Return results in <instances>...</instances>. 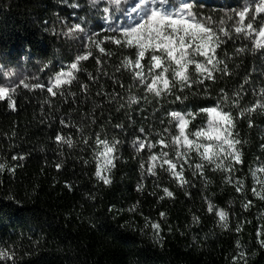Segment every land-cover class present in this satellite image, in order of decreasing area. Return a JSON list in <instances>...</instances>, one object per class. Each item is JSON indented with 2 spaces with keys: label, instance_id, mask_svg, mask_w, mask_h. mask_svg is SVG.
Listing matches in <instances>:
<instances>
[{
  "label": "trees",
  "instance_id": "16d2710c",
  "mask_svg": "<svg viewBox=\"0 0 264 264\" xmlns=\"http://www.w3.org/2000/svg\"><path fill=\"white\" fill-rule=\"evenodd\" d=\"M68 3H79L81 7H68L61 0H0V65L24 64L34 72L30 83L47 84L61 63H70L82 51L79 36L64 35L69 26L80 23L89 32L97 33L107 29L103 12L92 8L89 0ZM201 3L209 8H238L244 0H196L197 6ZM103 7L101 3L99 8ZM244 43L247 42L228 41L219 50L221 56L225 51L232 55ZM104 47L114 55L103 57L101 65L97 64L99 53L95 50L92 57L81 62L83 71L78 76L89 84L91 95L87 100L80 94L79 84L74 83L68 91L77 93V97L49 98L46 89L29 91L20 86L15 94V111L8 108L6 101H0V163L15 167L14 173L7 169L0 173V248L16 257L15 261L0 259V264H232L237 241L248 253V264H264V248L257 238V230L264 226V201L251 194L254 180L249 174V168L257 166V158L264 161V115H253L255 127L251 129L248 118L238 122L247 143L243 146L245 162L236 175L245 179V195L253 202L247 211L242 207L244 195L224 183L223 173L211 168L206 170L211 182L207 187L186 170L185 177L191 184L181 188L158 168L159 187H154V178L148 177L143 181L144 191H137L140 164L149 151L138 154L132 146L141 127L146 133L152 131L150 138L155 142L160 138L156 132L168 126L169 111H195L212 105L220 88L234 89L246 76L252 81L246 85L243 103L247 105L254 99L252 88L264 82V50L234 57L229 62L233 75L211 86L212 98L192 99L182 105L158 101L123 68L115 71L123 56L134 57L133 49H118L111 43ZM98 69L109 75H101ZM88 73L97 76L98 83L89 81ZM111 76L119 78L124 87L113 85ZM100 85L106 92H118V101L108 104L105 97L96 96ZM133 96L138 103H130ZM92 116L97 118L96 124H91ZM81 117L86 118L85 135L103 131L109 139L124 141L110 186L96 181L92 175L94 162L90 166L82 163L81 157L89 159L91 152L82 151L76 128L60 124L61 118L79 122ZM202 119L197 118L189 128L195 131ZM117 124H123V130L116 128ZM57 133L71 135L77 146L61 147L55 141ZM160 150L158 145L153 151ZM165 150L174 155L171 149ZM16 155L25 159L13 160ZM192 155L195 160V153ZM61 161L64 166L58 170L55 165ZM163 187L173 191L174 198L160 200ZM204 196L212 197L215 205L229 212L227 229L220 226L218 217L207 212ZM137 202L138 210L130 212ZM161 212L167 213L163 220ZM193 215L200 218L198 224L193 222ZM145 217L161 223L162 244L153 241L150 227H144ZM237 225H242L240 232L236 231Z\"/></svg>",
  "mask_w": 264,
  "mask_h": 264
},
{
  "label": "snow or ice",
  "instance_id": "6c2138e0",
  "mask_svg": "<svg viewBox=\"0 0 264 264\" xmlns=\"http://www.w3.org/2000/svg\"><path fill=\"white\" fill-rule=\"evenodd\" d=\"M61 3L74 9L81 7L79 3L69 4L68 0H61ZM101 3L106 5L102 9L99 8ZM89 5L103 12L107 29L97 33L89 32L80 23L69 26L64 35L79 36L82 39L80 54L68 64L61 63L59 70L49 76L47 84L30 83L28 77L19 79L18 84L14 81L0 84V101H6L10 110H16L15 94L20 86L29 91L46 89L49 98L77 97V93L68 89L74 83H78L80 94L87 100L91 95L89 84L81 82L78 76V73L83 71L81 62L92 57L94 50L99 53L96 57L98 65L102 64L103 57H112L114 53L104 47L105 43H111L118 49L135 51L134 57H122L120 64L115 68L116 72L123 68L131 74L136 84L143 86L146 94L152 95L158 101L173 104L179 102L182 105L192 99L212 98L211 86L233 75L229 62L234 57L242 56L249 51L255 54L264 50V0H244L243 5L238 8H209L203 3L197 6L196 0H89ZM117 13L120 15L117 16ZM121 17L123 22H117ZM57 19L59 20V17ZM105 31L109 34H103ZM228 41L247 43L236 47L232 55L225 51L221 56L219 50ZM44 67L49 66L46 64ZM98 71L101 75H109L102 69ZM15 75L11 70L4 71L0 65V78L12 81ZM88 79L96 84L99 78L93 73H88ZM110 79L113 85L124 87L119 78L111 76ZM251 83L250 77L246 76L234 89L226 90L222 87L214 97L216 101L214 104L199 107L195 111L191 109L186 112L169 111L168 126L161 132H156L160 138L155 142L150 138L152 131L146 133L145 128L141 127L140 135L132 141V146L138 154L147 149L149 155L146 160L141 161V182L137 184V191H144L143 181L148 177L154 178V187H159L158 168L161 173L166 172L181 188L191 184L185 177L186 170H190L193 177L202 179L207 187L211 182L207 180L206 170L211 168L213 172L223 173L224 183L232 185L237 193L244 195L243 209L247 211L251 208L253 202L245 195V179L236 175L241 170L239 166L245 162L243 146L247 143L238 130V122L242 118H248V127L251 129L255 127L253 115H264V82L261 86L252 88L254 99L247 105L243 103L245 93L248 91L246 85ZM96 96L105 97L108 104H113L120 98L116 91H104L103 85H100ZM130 103H138V98L130 97ZM96 107L100 105L97 104ZM197 118H203L202 122L195 131H192L189 125ZM96 122L97 118L92 116L91 124ZM163 123L162 120L161 124ZM60 124L63 127L76 128L83 145L82 151L90 149L91 152L89 159L81 157L82 163L90 166L94 162L95 171L92 175L98 183L110 186L113 183L116 162L121 159L120 146L124 141L116 137L109 139L103 131L92 134L95 136L93 140L92 135L84 134L87 131L85 117H81L79 122L61 118ZM115 127L123 130L124 125L117 124ZM55 141L61 147L66 145L69 149L77 146V141L71 135L57 133ZM158 145L161 146V150L153 151ZM165 149H171L174 155H170ZM261 149L264 150V143L261 144ZM12 159L23 160L25 157L16 155ZM63 166V161L55 165L58 170ZM6 169L15 172V167L0 163V173ZM249 174L254 180L251 194L264 201V161L257 158V166L250 167ZM162 191L160 200L174 198V192L168 187H163ZM185 195L190 193L185 192ZM89 198L95 199L94 196ZM204 200L207 203V212L218 217L220 226L227 229L229 212L215 205L210 196H204ZM138 208L139 202L133 204L129 211L136 212ZM159 215L160 220H163L167 213L161 212ZM192 219L195 224L200 221L196 215H193ZM144 227H150L153 241L162 244V228L159 221L145 217ZM241 228L242 225H237L236 231L240 232ZM257 238L260 247L264 248V226L257 230ZM196 239L194 236L193 241ZM236 247L238 251L232 257V264H248V253L240 241H237ZM0 259L15 261V253L0 248Z\"/></svg>",
  "mask_w": 264,
  "mask_h": 264
},
{
  "label": "rangeland",
  "instance_id": "374dc122",
  "mask_svg": "<svg viewBox=\"0 0 264 264\" xmlns=\"http://www.w3.org/2000/svg\"><path fill=\"white\" fill-rule=\"evenodd\" d=\"M104 6H106V5L104 4ZM116 15L119 16L120 14L117 13ZM117 22L122 23L123 18L121 17V19ZM3 70L4 71L11 70L16 75L12 78V81L7 80L6 78H0V84H6L9 82H13V81L16 84H18L19 79H23L24 77H28L29 81H31L34 78V72L31 71L29 68L25 67L24 64H19V65L14 66V67H3Z\"/></svg>",
  "mask_w": 264,
  "mask_h": 264
}]
</instances>
